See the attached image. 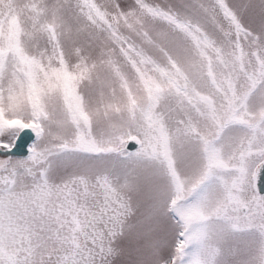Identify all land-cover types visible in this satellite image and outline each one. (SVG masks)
<instances>
[{
	"label": "snow or ice",
	"instance_id": "obj_1",
	"mask_svg": "<svg viewBox=\"0 0 264 264\" xmlns=\"http://www.w3.org/2000/svg\"><path fill=\"white\" fill-rule=\"evenodd\" d=\"M264 0H0V264H264Z\"/></svg>",
	"mask_w": 264,
	"mask_h": 264
},
{
	"label": "water",
	"instance_id": "obj_2",
	"mask_svg": "<svg viewBox=\"0 0 264 264\" xmlns=\"http://www.w3.org/2000/svg\"><path fill=\"white\" fill-rule=\"evenodd\" d=\"M261 182H264V175H262L261 177Z\"/></svg>",
	"mask_w": 264,
	"mask_h": 264
}]
</instances>
